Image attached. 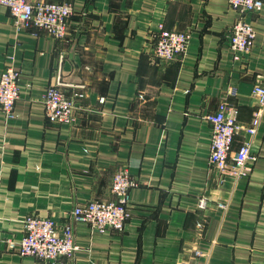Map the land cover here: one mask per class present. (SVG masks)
Wrapping results in <instances>:
<instances>
[{"label":"crops","instance_id":"0c3cea01","mask_svg":"<svg viewBox=\"0 0 264 264\" xmlns=\"http://www.w3.org/2000/svg\"><path fill=\"white\" fill-rule=\"evenodd\" d=\"M34 1L68 3L73 13L57 41L36 27L19 31L0 5V74L17 70L22 88L13 118L0 107V264H44L8 248L24 235L22 219L62 225L80 205L116 201L122 170L139 181L125 230L74 224L80 250L67 264H264V99L253 93L264 87V0L249 16L251 53L238 61L227 42L239 13L228 0ZM160 28L191 34L185 56L158 63ZM57 83L71 98L84 94L63 125L44 110ZM223 104L243 128L258 120L253 137L236 135L229 157L231 165L251 142L257 161L243 178L209 161L205 117Z\"/></svg>","mask_w":264,"mask_h":264},{"label":"built area","instance_id":"2783aa9c","mask_svg":"<svg viewBox=\"0 0 264 264\" xmlns=\"http://www.w3.org/2000/svg\"><path fill=\"white\" fill-rule=\"evenodd\" d=\"M233 9L239 13V18L230 28L228 47L234 60L238 61L251 53L257 36L249 16L258 14L263 9L262 0H228ZM0 5L11 11L15 26L19 31L30 27L42 29L57 41L66 39L69 20L73 8L68 3L34 1V0H0ZM159 39L153 47V53L159 64H168L185 56L191 40L188 32L158 30ZM20 73L9 68L0 74V107L2 114L13 118L16 102L20 99ZM61 84L49 86L44 93V110L47 120L54 125H63L73 119L76 99L84 98V94L69 97L61 88ZM254 95L264 99V87L256 85ZM141 97V96H140ZM142 98V97H141ZM104 103L105 99H101ZM211 128V150L209 161L220 173L243 178L249 175L252 164L257 161L252 151V144L245 140L235 154L230 165L229 157L236 135L245 131L249 136L257 132V121L250 127L243 128L226 104L221 105L218 114L205 117ZM112 184L116 201H93L80 205L72 212V222L58 225L52 218L28 216L22 219L24 235L21 239H8L10 251L23 259L35 258L44 264H67L65 260L73 259L80 250L76 243L74 224L88 225L95 233H122L130 218L128 208L129 195L132 189L139 185L137 178L127 170L116 173ZM206 199L201 200L199 207L205 210ZM223 207V206H222ZM197 253L196 255H199Z\"/></svg>","mask_w":264,"mask_h":264}]
</instances>
